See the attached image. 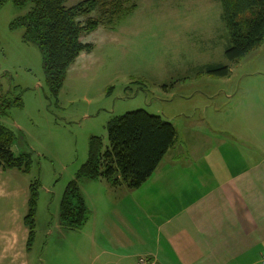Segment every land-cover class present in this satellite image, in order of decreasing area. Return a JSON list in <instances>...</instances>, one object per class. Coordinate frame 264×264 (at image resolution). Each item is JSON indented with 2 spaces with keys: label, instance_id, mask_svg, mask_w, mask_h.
<instances>
[{
  "label": "rangeland",
  "instance_id": "rangeland-1",
  "mask_svg": "<svg viewBox=\"0 0 264 264\" xmlns=\"http://www.w3.org/2000/svg\"><path fill=\"white\" fill-rule=\"evenodd\" d=\"M137 4L113 25L102 24L82 35L94 49L82 52L71 65L57 96L46 83L40 49L23 41L24 28L10 25L30 4L19 7L10 1L0 7V99L21 101L9 105L0 121L16 136L15 152L31 155L27 178L40 184L31 264H91L86 254L91 252L90 237L85 235L90 224L63 228L60 201L88 159L90 139L98 136L108 143L112 119L145 109L201 137L207 132L204 118L208 126L233 132L238 103L245 102L241 108L249 102L264 104V40L239 62H229L225 52L230 37L220 0ZM209 64L229 65L230 73L211 75L205 67ZM229 92L234 98L225 97ZM208 93L216 96L208 101ZM79 183L91 206L111 195L112 185L102 178L81 177Z\"/></svg>",
  "mask_w": 264,
  "mask_h": 264
},
{
  "label": "crops",
  "instance_id": "crops-1",
  "mask_svg": "<svg viewBox=\"0 0 264 264\" xmlns=\"http://www.w3.org/2000/svg\"><path fill=\"white\" fill-rule=\"evenodd\" d=\"M215 94L204 96L209 101ZM240 104L233 132L208 126L204 118L207 132L199 137L173 121L177 142L141 187H112L106 202L98 198L92 206L83 193L91 210L85 233L91 264H138L142 257L150 264H259L264 253V104ZM27 175L0 168V264H31L24 223ZM81 247L82 242L79 254Z\"/></svg>",
  "mask_w": 264,
  "mask_h": 264
},
{
  "label": "trees",
  "instance_id": "trees-1",
  "mask_svg": "<svg viewBox=\"0 0 264 264\" xmlns=\"http://www.w3.org/2000/svg\"><path fill=\"white\" fill-rule=\"evenodd\" d=\"M19 7L30 4V9L11 22V28H24V42L35 43L42 53L46 83L53 96L64 85L71 65L82 52H91L93 43L82 41L84 34L100 25H113L117 16L131 13L138 0H80L67 5L66 0H0V7L8 2ZM230 45L226 58L239 62L264 40V0H220ZM98 10L99 16H91ZM81 18H85L84 20ZM206 72L216 77L230 73L226 64L206 65ZM3 87L0 84V91ZM17 100V101H16ZM13 102L21 104L20 98ZM6 97L0 99V118L7 107L14 104ZM178 133L172 121L145 109L128 111L108 123V143L93 136L89 143V156L77 177L65 189L60 201V221L63 228H82L90 212L79 179L102 178L112 187H141L157 170L159 164L177 142ZM16 136L0 121V168L17 169L29 173L32 158L29 153L15 152ZM39 182L29 184L28 209L24 223L29 231L27 247L30 249L36 234V215Z\"/></svg>",
  "mask_w": 264,
  "mask_h": 264
},
{
  "label": "built area",
  "instance_id": "built-area-1",
  "mask_svg": "<svg viewBox=\"0 0 264 264\" xmlns=\"http://www.w3.org/2000/svg\"><path fill=\"white\" fill-rule=\"evenodd\" d=\"M138 264H150V262L146 258L142 257L139 259ZM259 264H264V253L261 254Z\"/></svg>",
  "mask_w": 264,
  "mask_h": 264
}]
</instances>
